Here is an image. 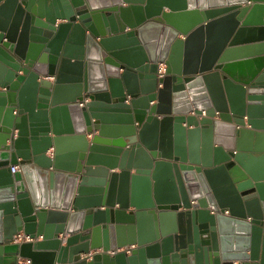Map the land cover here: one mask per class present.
I'll list each match as a JSON object with an SVG mask.
<instances>
[{"label": "water", "instance_id": "1", "mask_svg": "<svg viewBox=\"0 0 264 264\" xmlns=\"http://www.w3.org/2000/svg\"><path fill=\"white\" fill-rule=\"evenodd\" d=\"M259 16L0 0V264H264Z\"/></svg>", "mask_w": 264, "mask_h": 264}, {"label": "built area", "instance_id": "2", "mask_svg": "<svg viewBox=\"0 0 264 264\" xmlns=\"http://www.w3.org/2000/svg\"><path fill=\"white\" fill-rule=\"evenodd\" d=\"M167 65L166 63H160L159 64V69H158V74L159 76H163L166 72ZM89 100V97H85L84 101L80 102V105L83 106L86 101ZM11 172H17L18 171V165H12L10 168ZM228 212V211H226ZM34 239L31 237L30 234H26L24 232H19L13 237L14 242H29L33 241ZM17 264H32L31 259H20Z\"/></svg>", "mask_w": 264, "mask_h": 264}, {"label": "crops", "instance_id": "3", "mask_svg": "<svg viewBox=\"0 0 264 264\" xmlns=\"http://www.w3.org/2000/svg\"><path fill=\"white\" fill-rule=\"evenodd\" d=\"M258 19H256V23H258V22H261V20H264V17L263 16H259V17H257ZM262 38H264V36L263 35H257V36H254L253 37V39H262ZM52 150L53 149H51V151L50 152H52ZM66 155L69 157V155H70V151H69V149L68 150H66ZM66 156V157H67ZM12 165H18V170H20V165L19 164H11L10 166H9V168H11V166ZM10 172H11V170H10ZM12 173V172H11Z\"/></svg>", "mask_w": 264, "mask_h": 264}]
</instances>
